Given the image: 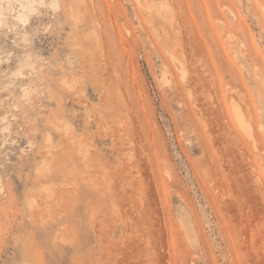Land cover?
<instances>
[{"label":"rangeland","instance_id":"1","mask_svg":"<svg viewBox=\"0 0 264 264\" xmlns=\"http://www.w3.org/2000/svg\"><path fill=\"white\" fill-rule=\"evenodd\" d=\"M0 264H264V0H0Z\"/></svg>","mask_w":264,"mask_h":264}]
</instances>
